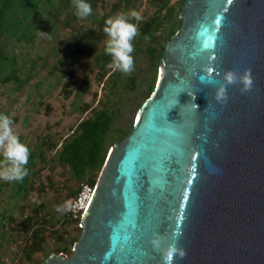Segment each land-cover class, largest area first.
Wrapping results in <instances>:
<instances>
[{"label":"water","instance_id":"water-1","mask_svg":"<svg viewBox=\"0 0 264 264\" xmlns=\"http://www.w3.org/2000/svg\"><path fill=\"white\" fill-rule=\"evenodd\" d=\"M178 18L71 254L40 264H167L173 246L171 264H264V0H184ZM228 69L253 84L221 103L208 80Z\"/></svg>","mask_w":264,"mask_h":264},{"label":"rangeland","instance_id":"rangeland-1","mask_svg":"<svg viewBox=\"0 0 264 264\" xmlns=\"http://www.w3.org/2000/svg\"><path fill=\"white\" fill-rule=\"evenodd\" d=\"M114 1L104 0L103 4L98 5L96 14L101 15L110 10ZM170 3L177 11L180 0H171ZM133 10L140 12L142 18H146L155 10V4L152 0H137ZM165 12L166 9L162 11V13ZM63 17L64 13H61L57 23L58 27L52 32L53 28L50 23L53 22V18H48L47 12L36 16L35 23L45 30L51 28V33L41 31L33 42H27L25 39L19 40L16 34H9V32L0 37V56L3 52L9 55V60L14 59L13 70L16 75L25 77L28 73L31 74L21 88L13 78L6 82L0 79V112H5L13 119L14 131L29 149L34 148L37 139L45 134L57 143L61 142L62 138L70 133L71 128L91 115L92 108L101 106L102 103H106L110 109L115 111L116 118L113 127L120 126L126 130L129 129L138 105L144 98V92L152 82L154 83L157 73L158 60L149 57L146 50L147 41L138 38L134 42L135 63L131 74L122 72L116 74L110 70L100 80L98 72L100 68L95 67L94 62L82 59L69 80L67 77H62L61 72L66 65L59 64V60L65 54L63 47L74 34H80L83 29L87 30L93 23L91 19L85 18L79 21L82 28L74 29L64 24ZM173 20L174 17H171L164 24L168 26ZM10 70L11 67L7 65V68L0 72V78ZM64 88L69 90L67 95H65ZM88 103L91 107L83 110L84 105ZM56 148L52 149L49 154L53 155ZM40 164L42 163L37 162L34 169ZM48 174L52 176V181L47 180ZM69 176L70 172L62 170L59 165H56L53 171L45 167L37 173L34 179L37 189L30 192L24 200L19 199L17 203L22 205L24 215L29 214L27 201L36 203L44 201L45 210L51 212L53 221L44 232V240L41 242L43 249L27 259L24 245L28 235L22 236V232H17L18 225L7 224L5 226L6 235H12V238L10 243H5L0 249V264H36V261H43L47 253H53L59 241L58 244H66L71 237L80 235L81 230L75 228L74 224L65 225L61 220L68 200V198L64 200L66 191L62 185L68 181L71 184L74 182ZM41 183L45 186L42 191H39ZM9 192V188H6L0 196V211L7 208V199L11 202L8 197ZM12 210L15 216H19L18 208ZM77 224L79 226V223ZM61 234L64 239L57 238Z\"/></svg>","mask_w":264,"mask_h":264},{"label":"trees","instance_id":"trees-1","mask_svg":"<svg viewBox=\"0 0 264 264\" xmlns=\"http://www.w3.org/2000/svg\"><path fill=\"white\" fill-rule=\"evenodd\" d=\"M136 1L115 0L110 10L97 15L96 9L99 4H103L104 0H88L92 5L93 12L87 18L91 19L93 23L87 30L83 29L80 34H74L63 47L65 54L59 60V64L64 63L66 65L61 72L62 77H67L69 80L74 74L75 67L82 62V59H85L86 61L94 62L95 67L100 68L98 71L99 79L104 78L108 71H110L106 67V64L111 59L104 54L106 39L103 32L104 21L108 16L118 11L133 10ZM152 1L155 4V10L151 15L142 18L138 22L140 35L134 42L138 38L145 39L147 41L146 50L149 57L159 60L163 54L166 41L180 27L181 20L178 18V13L184 0H180L177 11L174 10V6L170 3L171 0ZM164 9H166V12L162 13ZM44 12L48 13V18H53V22L50 23L51 28H53L52 32L54 28L58 27L57 23L60 20L59 15L61 13H64V24L74 29H78L81 26L79 21L82 19L74 15L72 0H0V37L4 33L9 32V34H16L19 40L25 39L27 42H33L41 31L51 33V28L45 30L42 26L39 27L35 23L36 16ZM171 17H174V20L170 25L166 26L164 22L170 20ZM1 53L0 72L4 71L7 65H9V68L11 67L10 72L0 78L1 81L6 82L10 78H13L17 82L18 87L21 88L31 77V74L28 73L25 77L16 75L13 70L15 67L14 59L9 60L7 53ZM118 73L119 71L116 72V74ZM155 80L145 90L143 100L152 91ZM64 92L67 95L69 90L64 88ZM90 107L91 104L88 103L82 109L87 110ZM2 113L5 114V112ZM115 118V111L110 109L106 103H102L101 106L98 105L91 109L90 116L82 119L74 128H71L70 133L62 138V141L59 142L60 144L47 134L37 139L34 148L30 149L31 155L29 164L27 165L29 175L22 182H0V196L6 188H9L8 197L11 199V202L7 199V208L0 211V249L5 243H10V239L12 238V235H6L7 232L5 230V226L7 224L10 225V223L18 225L17 232H22V236L28 235L24 245V253L27 259L35 252L43 249L41 242L44 240V232L48 225H52L53 221L51 212L45 210L44 201H40L39 203L27 201L26 206L29 214L24 215L22 205L17 203L18 200L21 198L24 200L30 192L37 189L34 179L39 171L45 167L53 171L56 165L61 166L62 170L70 172L69 177L74 181L73 184L68 181L62 185L66 191L64 200L75 197L84 183L93 187L110 145L116 140L123 139L131 129V127L127 130L120 126L113 127ZM108 144L109 147L107 148ZM54 148H56L55 153L50 155V151ZM37 162L42 164L34 169ZM51 178L52 176L48 174L47 180L50 181ZM5 186L7 187L5 188ZM44 186L41 183L40 188H38L39 191H42ZM16 208L19 209V216L13 214L12 209ZM61 220L65 225L74 224L75 228L81 230L77 224L79 223V218H73L68 211H65ZM64 232H66L65 229ZM78 237V235L71 237L66 244H58L60 243L59 241L53 252L71 254L73 243ZM57 238L64 239V236L61 234ZM49 254L47 253L46 257ZM41 261H36V264H39Z\"/></svg>","mask_w":264,"mask_h":264},{"label":"clouds","instance_id":"clouds-1","mask_svg":"<svg viewBox=\"0 0 264 264\" xmlns=\"http://www.w3.org/2000/svg\"><path fill=\"white\" fill-rule=\"evenodd\" d=\"M72 5L74 15L77 17L83 19L92 15V5L88 0H72ZM141 20L142 15L136 10L118 11L105 19L104 54L111 58L106 64L111 71L124 74H131L134 71V41L140 35L138 22ZM203 79L201 77L202 81ZM222 81H214L211 76L208 80V83H216L215 99L221 103L227 100V85L240 83L243 85L241 91L246 92L253 84L250 69H244L242 72L233 69L225 70ZM189 95L195 99L193 92ZM193 105L195 109L198 107L196 104ZM13 124L14 121L9 115L0 112V180L22 182L29 175L27 165L31 150L20 140L19 135L14 131ZM177 252L180 258L186 255L184 251L173 246L168 252L167 264H171L172 257Z\"/></svg>","mask_w":264,"mask_h":264},{"label":"built area","instance_id":"built-area-1","mask_svg":"<svg viewBox=\"0 0 264 264\" xmlns=\"http://www.w3.org/2000/svg\"><path fill=\"white\" fill-rule=\"evenodd\" d=\"M93 187L88 184H82L78 194L75 197L68 199L66 203V211H68L73 218H79L87 206Z\"/></svg>","mask_w":264,"mask_h":264},{"label":"snow or ice","instance_id":"snow-or-ice-1","mask_svg":"<svg viewBox=\"0 0 264 264\" xmlns=\"http://www.w3.org/2000/svg\"><path fill=\"white\" fill-rule=\"evenodd\" d=\"M219 22H220L219 20L216 21L217 24H219Z\"/></svg>","mask_w":264,"mask_h":264}]
</instances>
